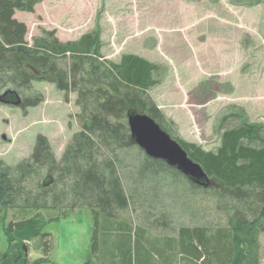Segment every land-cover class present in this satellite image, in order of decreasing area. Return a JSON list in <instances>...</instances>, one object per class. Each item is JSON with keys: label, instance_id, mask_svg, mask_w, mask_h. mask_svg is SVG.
Returning <instances> with one entry per match:
<instances>
[{"label": "trees", "instance_id": "obj_1", "mask_svg": "<svg viewBox=\"0 0 264 264\" xmlns=\"http://www.w3.org/2000/svg\"><path fill=\"white\" fill-rule=\"evenodd\" d=\"M40 1L0 0V83L5 90L0 103L14 106L19 102L18 107L26 114L44 101L33 82L47 81L67 98L71 92L77 93L80 129L60 160L43 134L36 137L30 157L17 165L0 158V212L18 209L25 216L35 213L8 223L4 214L1 226L9 249L0 264H29L25 244L36 239L45 256L32 264L47 262L50 234L43 232L40 212L50 213L48 220H53L83 206L94 217L89 255L98 257L101 264H174L177 256L192 264H260L264 124L248 121L243 110L224 116L216 150L174 137L176 123L149 94L159 83L156 75L160 66L136 54H124L118 63L106 59L99 32L62 42L55 31H47L29 44L28 28L15 14L33 12ZM233 2L264 4V0ZM129 112L153 118L203 167L212 184L208 188L198 186L164 161L146 154L139 162L140 180L161 174L176 182L182 178L193 193L199 190L215 200L216 211L223 214L217 224L182 225L174 235L151 240L145 228L116 220L135 199L125 188L118 156V152L135 146ZM234 117L241 121L230 127L228 120ZM166 223L158 219L152 224L166 227Z\"/></svg>", "mask_w": 264, "mask_h": 264}, {"label": "rangeland", "instance_id": "obj_2", "mask_svg": "<svg viewBox=\"0 0 264 264\" xmlns=\"http://www.w3.org/2000/svg\"><path fill=\"white\" fill-rule=\"evenodd\" d=\"M15 18L26 24L29 44L47 31H55L62 42L99 32L106 59L118 63L124 54H136L160 66L156 75L159 83L149 90L150 96L167 118L190 120L187 135L174 121V137L216 150L224 116L243 110L248 121L264 124V4H237L233 0H42L33 12L17 11ZM33 88L43 94L44 101L26 114L18 106L0 103V158L10 165L30 157L39 134L49 139L60 160L80 129L77 93L71 92L67 98L65 92L42 80L33 82ZM4 91L0 83V95ZM241 106L250 107L249 113ZM240 121L234 117L228 125L233 127ZM143 154L137 145L118 152L125 188L135 199L117 214V221L145 228L152 240L174 235L182 225L213 226L223 219L215 200L199 190L193 193L182 178L176 182L161 174L140 180ZM4 214L8 223L35 213L25 216L18 209L0 212V260L9 249L1 226ZM40 214L51 245L48 261L41 264H86L94 226L92 211L86 206L72 208L66 217L53 220H48L50 213ZM158 219L165 220L166 227L152 224ZM259 240L260 264H264V232ZM25 245L29 264L45 256L38 239ZM90 258L91 264H101L98 257ZM175 260L174 264H192L178 256Z\"/></svg>", "mask_w": 264, "mask_h": 264}, {"label": "water", "instance_id": "obj_3", "mask_svg": "<svg viewBox=\"0 0 264 264\" xmlns=\"http://www.w3.org/2000/svg\"><path fill=\"white\" fill-rule=\"evenodd\" d=\"M14 106H19V102L14 103ZM128 125L133 143L148 157L164 161L198 186L208 188L212 184L203 167L193 161L182 145L153 118L147 114L129 112Z\"/></svg>", "mask_w": 264, "mask_h": 264}, {"label": "crops", "instance_id": "obj_4", "mask_svg": "<svg viewBox=\"0 0 264 264\" xmlns=\"http://www.w3.org/2000/svg\"><path fill=\"white\" fill-rule=\"evenodd\" d=\"M243 80H245V79H243ZM246 81V80H245ZM247 113H249L248 111H249V108L247 107V108H245V107H243V106H241ZM174 121H176V123L180 126V128L183 130V133L184 134H188V131L190 132L191 131V127H190V120H183V121H181V120H179V119H175Z\"/></svg>", "mask_w": 264, "mask_h": 264}, {"label": "flooded vegetation", "instance_id": "obj_5", "mask_svg": "<svg viewBox=\"0 0 264 264\" xmlns=\"http://www.w3.org/2000/svg\"><path fill=\"white\" fill-rule=\"evenodd\" d=\"M22 257V254L20 255ZM86 264H91V258L89 257L88 260L86 261Z\"/></svg>", "mask_w": 264, "mask_h": 264}]
</instances>
